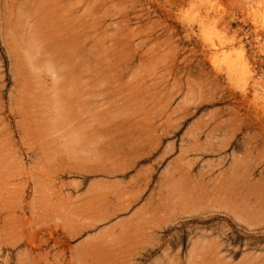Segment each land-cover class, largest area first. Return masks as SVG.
Returning a JSON list of instances; mask_svg holds the SVG:
<instances>
[{
	"label": "rangeland",
	"instance_id": "374dc122",
	"mask_svg": "<svg viewBox=\"0 0 264 264\" xmlns=\"http://www.w3.org/2000/svg\"><path fill=\"white\" fill-rule=\"evenodd\" d=\"M0 0V264H264V0Z\"/></svg>",
	"mask_w": 264,
	"mask_h": 264
},
{
	"label": "bare ground",
	"instance_id": "6f19581e",
	"mask_svg": "<svg viewBox=\"0 0 264 264\" xmlns=\"http://www.w3.org/2000/svg\"><path fill=\"white\" fill-rule=\"evenodd\" d=\"M240 5H244L245 7H243L244 9L245 8H250L251 7V5H252V3L250 2V0H240L239 2H238Z\"/></svg>",
	"mask_w": 264,
	"mask_h": 264
}]
</instances>
